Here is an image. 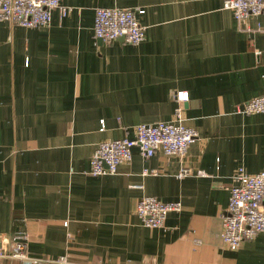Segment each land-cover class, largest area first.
Wrapping results in <instances>:
<instances>
[{
	"label": "crops",
	"instance_id": "0c3cea01",
	"mask_svg": "<svg viewBox=\"0 0 264 264\" xmlns=\"http://www.w3.org/2000/svg\"><path fill=\"white\" fill-rule=\"evenodd\" d=\"M62 4L71 13L48 27L0 22V264H30L11 257L19 231L40 264H264V233L236 251L220 236L236 171H264V113L236 110L264 96V14L239 24L222 0ZM99 7L145 10V40H96ZM178 92L200 134L185 159L135 148L116 174H90L100 143L176 120ZM143 196L182 210L150 229Z\"/></svg>",
	"mask_w": 264,
	"mask_h": 264
},
{
	"label": "built area",
	"instance_id": "2783aa9c",
	"mask_svg": "<svg viewBox=\"0 0 264 264\" xmlns=\"http://www.w3.org/2000/svg\"><path fill=\"white\" fill-rule=\"evenodd\" d=\"M223 7L233 13L239 24L249 18L264 14V0H222ZM54 11L61 18L68 16L72 8L64 6L62 0H0V22L15 24L23 28L48 27L52 23ZM94 37L104 43H112L123 39L125 43L140 45L146 38L147 28L141 25L138 16L144 15L141 8H103L95 9ZM256 31L264 32V23H258ZM176 100V120L158 122L154 125L140 124L135 128V137L100 143L91 159L90 174L95 177L114 175L123 163H130L133 150L139 148L144 159L149 160L157 152L166 157L172 155L185 159L190 145L197 141L200 134L197 129L183 124V104L190 98L187 92H178ZM237 113L254 115L264 113V96H257L237 107ZM157 171L146 169L144 175ZM194 173L192 168H183L177 178L182 179ZM198 175L204 176L203 171ZM234 184L230 188V202L223 215L221 239L225 247L239 250L246 241L257 238L264 233V171L251 174L244 166L233 176ZM181 202L165 203L157 198L143 196L137 205L136 214L142 223L157 229L164 226L168 215L181 212ZM200 244V241H197ZM0 243V258L4 256ZM14 253L11 257L40 264L43 260L32 258L28 254V237L24 231L13 236ZM67 264L62 257L57 260Z\"/></svg>",
	"mask_w": 264,
	"mask_h": 264
},
{
	"label": "water",
	"instance_id": "95a60500",
	"mask_svg": "<svg viewBox=\"0 0 264 264\" xmlns=\"http://www.w3.org/2000/svg\"><path fill=\"white\" fill-rule=\"evenodd\" d=\"M100 41H101V40H100ZM100 41H99V42H100Z\"/></svg>",
	"mask_w": 264,
	"mask_h": 264
}]
</instances>
